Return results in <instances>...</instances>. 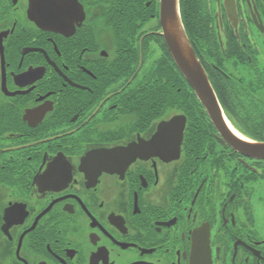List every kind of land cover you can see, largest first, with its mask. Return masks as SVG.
<instances>
[{
  "label": "flooded vegetation",
  "instance_id": "1",
  "mask_svg": "<svg viewBox=\"0 0 264 264\" xmlns=\"http://www.w3.org/2000/svg\"><path fill=\"white\" fill-rule=\"evenodd\" d=\"M193 7L220 116L160 0H0V264H264V0Z\"/></svg>",
  "mask_w": 264,
  "mask_h": 264
},
{
  "label": "water",
  "instance_id": "2",
  "mask_svg": "<svg viewBox=\"0 0 264 264\" xmlns=\"http://www.w3.org/2000/svg\"><path fill=\"white\" fill-rule=\"evenodd\" d=\"M40 20L46 22L44 19ZM160 24L164 42L177 69L209 114L211 116H220L221 108L215 91L199 58L195 54L180 20L178 0H160ZM177 118L174 117L162 124L178 126L179 122H177ZM183 124V122H180L178 126L179 140H181ZM247 145H249L247 146L249 152L251 150L255 156L264 158V143H251ZM130 149L125 148L124 151L129 152ZM124 156L126 158L128 153H124ZM129 160L130 158L127 159V162Z\"/></svg>",
  "mask_w": 264,
  "mask_h": 264
},
{
  "label": "trees",
  "instance_id": "3",
  "mask_svg": "<svg viewBox=\"0 0 264 264\" xmlns=\"http://www.w3.org/2000/svg\"><path fill=\"white\" fill-rule=\"evenodd\" d=\"M180 5L182 7V23H183V26H184V29H185V32L187 34V37L195 51V54L197 55V57L199 58L204 70L206 71L207 74H209L210 72V75H214V69L212 67H209L207 64H203V61H208L209 60V56L211 54V51H206V50H203L201 47V43L202 41H200V39H204V41L207 39L206 36H199V35H196V29L194 27V19H193V14H194V7H193V0H180ZM195 16V14H194ZM206 37V38H205ZM206 41L204 42V45H206ZM222 70V69H221ZM171 71L174 75H177V71L176 69H173V70H170V67H168V74L170 76L171 74ZM220 76L223 77V79L225 78L222 74H220ZM170 91V89H169ZM176 91V90H174ZM180 92L182 91L179 90ZM184 92L186 91V89L183 90ZM222 93L223 90H221ZM238 92L241 91V89H238L237 90ZM244 91V89H243ZM169 99H171V96L168 97ZM173 99V98H172ZM176 99V98H174ZM188 99V97L186 95H184L183 97V102H185L186 100ZM185 107H183L182 109H184ZM251 123H254L253 127L255 128H259L257 130H254V131H249L247 132V134L253 136V137H264V129H261L258 125V123H261L262 122H259L258 121V118L255 119V121H252Z\"/></svg>",
  "mask_w": 264,
  "mask_h": 264
}]
</instances>
